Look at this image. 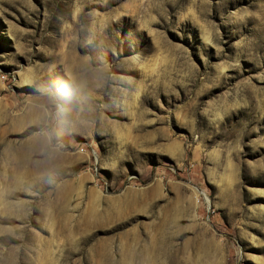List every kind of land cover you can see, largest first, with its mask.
<instances>
[{"label":"rangeland","instance_id":"rangeland-1","mask_svg":"<svg viewBox=\"0 0 264 264\" xmlns=\"http://www.w3.org/2000/svg\"><path fill=\"white\" fill-rule=\"evenodd\" d=\"M0 264H264V0H0Z\"/></svg>","mask_w":264,"mask_h":264}]
</instances>
